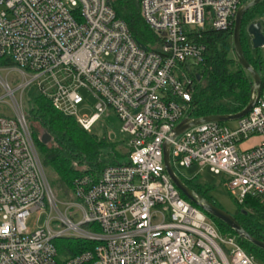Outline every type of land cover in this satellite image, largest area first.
<instances>
[{"label":"built area","instance_id":"1","mask_svg":"<svg viewBox=\"0 0 264 264\" xmlns=\"http://www.w3.org/2000/svg\"><path fill=\"white\" fill-rule=\"evenodd\" d=\"M241 2L140 0L144 24L160 39L157 51H147L110 0H0V60L13 63L0 77V264H261L179 193L162 161L164 141L187 118L188 71L204 58L195 38L206 25L228 31ZM10 69L20 76L16 88ZM32 84L83 131L112 115L126 137V162L103 168L98 179H76L66 205L57 201L27 125L21 96ZM170 165L207 168L225 177L238 204H264V88L234 129L203 124L170 142ZM45 210V227L27 232L28 218ZM58 240L92 247L60 258Z\"/></svg>","mask_w":264,"mask_h":264},{"label":"trees","instance_id":"2","mask_svg":"<svg viewBox=\"0 0 264 264\" xmlns=\"http://www.w3.org/2000/svg\"><path fill=\"white\" fill-rule=\"evenodd\" d=\"M248 1L250 0H242L241 5ZM139 3L140 0H110V6L116 18L127 25L133 40L147 51H157L160 39L144 24ZM254 22L261 23L264 34V1L246 12L240 31L244 58L259 74L261 89H263L264 50H253L246 34L247 26ZM232 30L233 24L225 32H215L206 25L200 37H196L195 42L205 47V54L202 63L188 71L192 79L193 90L191 102L187 108V118L232 115L243 110L248 103L252 80L234 58ZM4 66L13 67V63L0 60V67ZM26 119L37 153L39 151L42 167L44 170L50 169L56 176L57 188L59 192H63L62 194H67L68 191L72 193V184L76 179L86 175L98 179L103 168L119 164L118 155L109 152L110 149L114 152L115 147L109 143L107 135L99 137L93 132L83 131L73 118L56 112L49 101L40 95L35 98L33 105L27 111ZM36 127L42 129L50 137V144L41 143ZM181 179L193 192L220 208L208 196V188L192 180ZM236 207L232 216L242 229L253 238L264 242V204L259 200L246 198L241 204L236 202ZM203 214L221 236L235 237L246 254L264 264V251L238 239L224 224ZM65 241L67 242L61 244V247L57 246L56 242L54 243L60 258L68 255L75 256L92 247V244L82 241Z\"/></svg>","mask_w":264,"mask_h":264},{"label":"water","instance_id":"3","mask_svg":"<svg viewBox=\"0 0 264 264\" xmlns=\"http://www.w3.org/2000/svg\"><path fill=\"white\" fill-rule=\"evenodd\" d=\"M262 1L264 0H250L247 3L240 5L235 13L233 20V30H232L233 55L238 65L249 74L252 80L248 103L246 104L243 110L232 115L207 116L198 119H190V118L183 119L171 131V134L168 137V139L164 141L162 145V155H163L162 161H163L164 171L167 174L168 178L170 179L171 183L175 186V188L185 199H187L191 204H193L203 213L211 216L212 218L216 219L217 221L228 227L238 239L246 241L251 245L255 246L256 248L264 251V242L259 241L253 238L252 236L248 235L232 215L216 207L214 204L208 202L206 199H204L203 197H201L200 195L196 194L191 189H189L183 183L180 176H178L175 173L174 169L170 165V142L174 141L185 131L208 123L225 124L229 122H236L244 118L257 103L261 92V80L259 74L249 65V63L244 58V54L241 47V41H240V31H241L242 19L246 14V12L252 9L253 7L257 6L258 4H260ZM246 34L249 37L250 45L253 50L264 48V34L261 23L259 22L251 23L246 28ZM139 47L142 50H146L140 45ZM190 65H193V62L191 60L185 62L186 67ZM49 141H50V137L48 135L45 134L42 136L41 143L43 145H46Z\"/></svg>","mask_w":264,"mask_h":264},{"label":"rangeland","instance_id":"4","mask_svg":"<svg viewBox=\"0 0 264 264\" xmlns=\"http://www.w3.org/2000/svg\"><path fill=\"white\" fill-rule=\"evenodd\" d=\"M6 71L7 70L0 67V77L1 78L5 77ZM9 74H10L9 79L12 81L11 85L13 88H16V86L20 83V76L18 72L16 71V69H10ZM79 93L84 99L90 100L88 92L84 90H80ZM0 96H2L1 93H0ZM37 96H38V92H37L35 84H32L24 91V93L21 96V101H22L23 110L25 114L27 113L29 108L33 105V102ZM16 97L17 99H19L18 92L16 93ZM6 102H8L7 99L4 100V103ZM4 106L5 105L0 106V110H3ZM91 113L92 111L88 109V110L78 112V115L79 116L90 115ZM8 115H11V113H9ZM224 125H226L229 128L234 129L236 126V122H229V123H225ZM36 128L38 132V138L40 140L42 136L45 135V133L42 129H39L38 127ZM119 130H120V124L118 123V121H116L114 117H111L110 119L106 121H102V123L95 126L94 130H92L91 132L95 133L99 137H103V135H107L109 143H111L112 146L115 147L114 152H113V149H110L109 152L112 154L116 153V155H118L117 160L119 161V163H124L127 160L126 145L124 144L126 143V137L121 135ZM251 143H253V141L251 140L248 141L246 144L242 146V148L248 147V145ZM47 144H50V141ZM38 154H39V151H38ZM120 154L124 156H119ZM173 169L175 173L181 178L185 180H192L193 182L208 188L209 189L208 196L214 200V202L220 207V209L224 210L230 215H234L237 209L236 202L233 199V197L230 196L228 190L225 187L226 179L224 176H222L221 174L215 175L211 173L210 170L207 168L200 169L196 166L186 169V168H181L178 165H173ZM44 171L51 185L52 190L56 194L57 201L63 205H66L68 203L67 199L70 197V192L68 191L69 193L67 192V194H62L63 192L62 193L59 192V189L57 188L58 183H57L56 176L52 173L50 169H47ZM63 205L59 206V210L61 213H64L65 208H66V206H63ZM48 213L49 211L45 210V212H37V213L32 214L26 222L27 232L31 233L34 230L44 228L46 225ZM51 227L53 229H56L58 228V224H53ZM55 242L57 246L61 247V244L66 243L67 241L58 240Z\"/></svg>","mask_w":264,"mask_h":264},{"label":"crops","instance_id":"5","mask_svg":"<svg viewBox=\"0 0 264 264\" xmlns=\"http://www.w3.org/2000/svg\"><path fill=\"white\" fill-rule=\"evenodd\" d=\"M264 50V48H262ZM251 141H253V143L249 144L248 147H251L253 145H255L256 143H258L259 139L258 138H255V139H252Z\"/></svg>","mask_w":264,"mask_h":264},{"label":"bare ground","instance_id":"6","mask_svg":"<svg viewBox=\"0 0 264 264\" xmlns=\"http://www.w3.org/2000/svg\"><path fill=\"white\" fill-rule=\"evenodd\" d=\"M195 41H196V38H195Z\"/></svg>","mask_w":264,"mask_h":264}]
</instances>
